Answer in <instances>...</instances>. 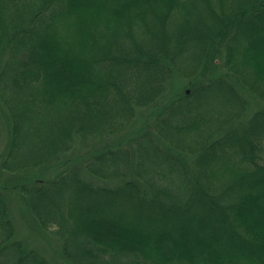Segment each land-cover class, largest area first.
Segmentation results:
<instances>
[{"label":"trees","instance_id":"16d2710c","mask_svg":"<svg viewBox=\"0 0 264 264\" xmlns=\"http://www.w3.org/2000/svg\"><path fill=\"white\" fill-rule=\"evenodd\" d=\"M0 118V264H264V0H0Z\"/></svg>","mask_w":264,"mask_h":264},{"label":"rangeland","instance_id":"374dc122","mask_svg":"<svg viewBox=\"0 0 264 264\" xmlns=\"http://www.w3.org/2000/svg\"><path fill=\"white\" fill-rule=\"evenodd\" d=\"M158 33V31L156 32ZM0 128H1V136H0V155L3 153L6 144H7V139L5 136V124L2 118H0ZM5 174L1 173L0 174V183L4 182L5 183V178H10V177H5ZM8 183V182H7ZM8 201H9V207L10 210L12 212V217L14 218V223L16 224V229L18 231V236L20 237V239H24L25 241H27L28 243L32 244L35 248H39L40 250L42 249V251H46L45 256L48 258V260H50L51 258H53L54 256H56V254H54V248H52L50 245H57V243H55L54 241L52 242V244L46 242V241H42V240H36L33 239L31 237V233L24 227L26 226V222L22 221L21 219V213L19 209H22V205L21 203L18 201V198L15 195H8ZM27 227V226H26Z\"/></svg>","mask_w":264,"mask_h":264}]
</instances>
